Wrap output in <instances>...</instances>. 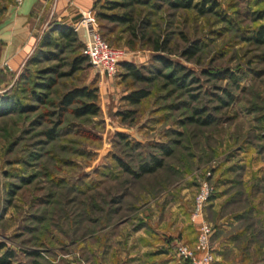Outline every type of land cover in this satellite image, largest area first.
<instances>
[{
    "label": "rangeland",
    "instance_id": "374dc122",
    "mask_svg": "<svg viewBox=\"0 0 264 264\" xmlns=\"http://www.w3.org/2000/svg\"><path fill=\"white\" fill-rule=\"evenodd\" d=\"M169 2L135 0L117 10L129 15L130 25L95 18L107 45L127 54L124 62L157 78L151 84L133 81L121 69L101 78L85 64L71 76L50 73L55 86L39 91L44 103L34 102L30 91L41 82L38 70L53 67L67 74L76 54L74 47L66 48L59 61L30 64L58 22L47 12L18 70L0 67V100L35 108L0 117V244L14 252L10 264H140L131 250L135 234L149 232L152 211L167 214L166 205L181 200L190 214L202 182L213 187L205 220L213 229L211 247L222 257L214 264H264V47L251 41L264 25V0H193L197 9L187 10ZM212 2L213 13L198 11ZM14 6L13 0H0V22ZM194 45L198 54L184 58ZM2 47L0 41V53ZM158 56L183 68L184 89L162 77L169 70ZM210 73L225 79H211ZM83 87L96 90L98 115L60 116L63 94ZM137 89L150 95L132 107L123 98ZM194 110L213 122L190 121ZM124 112L133 116L124 121L119 116ZM55 127L57 138L49 142L44 132ZM159 146L172 155L163 169L139 181L114 160L136 169L159 154Z\"/></svg>",
    "mask_w": 264,
    "mask_h": 264
},
{
    "label": "trees",
    "instance_id": "16d2710c",
    "mask_svg": "<svg viewBox=\"0 0 264 264\" xmlns=\"http://www.w3.org/2000/svg\"><path fill=\"white\" fill-rule=\"evenodd\" d=\"M134 1L135 0H96L94 2L92 11L94 12L95 18L98 23L99 20H103L111 24L130 25L131 18L128 14H116L115 12L119 9H129L133 5ZM169 5L175 10L197 9V6L193 4V0H171V2H169ZM210 5V8L207 10H204L202 8L198 9V11L200 13H213L214 9L217 7V4L215 2H212L210 3ZM54 25H56V27L52 29L50 34H47L43 38L41 49L37 53L38 56H35L33 59H31L30 64L38 65L40 63L59 61L66 48L74 47L76 49V54L72 58L70 71L67 74L58 73L59 69H55L53 67L38 70L39 75H37V78L41 79V82H37L36 84H34V88L30 91L31 98L34 102L44 103L43 100L45 94H39V91H48L55 86V77L48 76L50 75V73L55 75L56 78H62L71 76L80 71L85 64L90 65L87 57L83 54L84 44L80 38V33L74 31L73 25H67L63 22H55ZM52 35H56L55 38H52ZM101 37L105 41L103 36ZM251 41L259 46L264 47V25L260 26L255 31L251 38ZM81 44H83L82 48ZM48 48L50 50H47ZM156 49L161 50L159 46H157ZM79 50L81 52H77ZM198 52L199 49L194 45L189 47L183 53V57L190 60L195 57ZM156 59L159 63H161L164 69L169 70V73L166 75H162V77L169 80V83L175 85L178 89H184L187 85L188 76L183 73V68L167 60L163 56H158ZM119 69L124 71V75L127 78H130L133 81L139 83L151 84L157 79L155 77L146 76L144 74L145 68L137 67L131 63H127L124 61L119 64ZM208 76H210L211 79L218 81L225 79L224 75L220 73H210L208 74ZM149 95V90L137 89L128 93L126 96H124L123 99L130 106L134 107L139 105ZM219 101L221 102V104L225 105L223 100ZM58 109L60 116L69 114L75 119L95 117L99 113V106L97 105V92L94 89L84 87L73 88L63 94L59 101ZM32 110L35 111V108H32L28 105H23L18 100H0V117H5L13 114H27ZM193 114L195 119L192 118L190 121H193L198 125L208 126L213 122L211 116L202 117L205 114L201 110H194ZM119 116H121L122 119L126 121L133 116V112H124L119 114ZM57 129L58 128L55 127L44 132V136L49 142H53L57 138ZM157 153L159 154L149 155L148 160L141 162V164L137 166L136 169L131 168L119 158H114V160L124 174H126L133 180L139 181L145 177L155 175L159 170L163 169L164 159L172 155V151L165 146H159ZM30 182V179L23 180L24 184H29ZM14 193V189H11V193L9 194L10 198L14 197ZM2 251L3 253L0 255V264H10L11 260H13L15 257L14 252L6 249L3 244H0V253ZM29 255L35 257L36 253L31 252ZM178 260L179 264H190L188 260H184L182 258H178ZM32 264L38 263L32 262Z\"/></svg>",
    "mask_w": 264,
    "mask_h": 264
},
{
    "label": "crops",
    "instance_id": "0c3cea01",
    "mask_svg": "<svg viewBox=\"0 0 264 264\" xmlns=\"http://www.w3.org/2000/svg\"><path fill=\"white\" fill-rule=\"evenodd\" d=\"M95 1L24 0L21 6L9 9L0 22V41L3 43L0 67L6 63L8 65L6 71L18 70L33 50L39 32L37 21L45 12L54 15L58 22L74 25L79 20L81 12L92 11ZM38 3L42 5L37 7ZM34 11L35 15L32 17L31 14ZM169 194L162 195V198L165 199V196L167 197ZM180 201L169 202L165 208L167 214H156L155 210L152 211L147 220L149 232L142 231L135 234L136 243L132 247L130 257L138 256V260L142 261L140 264H179L175 255V247L182 243L191 247L197 237V227L190 222V214H186L189 209ZM153 206L152 209H154ZM175 210V214H172L171 212ZM214 255L215 261L222 258L216 256L215 252Z\"/></svg>",
    "mask_w": 264,
    "mask_h": 264
},
{
    "label": "built area",
    "instance_id": "2783aa9c",
    "mask_svg": "<svg viewBox=\"0 0 264 264\" xmlns=\"http://www.w3.org/2000/svg\"><path fill=\"white\" fill-rule=\"evenodd\" d=\"M16 6H21L24 0H13ZM45 2L58 0H43ZM75 32L83 33V54L87 57L91 67L101 78H113L117 75L119 64L127 54L120 49L107 45L102 39L96 25L93 11L81 12L79 20L73 25ZM1 68L7 69L6 63ZM213 196V187L202 182L193 198L189 220L197 227V237L193 246L178 244L175 254L178 258L188 260L190 264H213L215 255L211 247L213 229L205 220V210Z\"/></svg>",
    "mask_w": 264,
    "mask_h": 264
}]
</instances>
